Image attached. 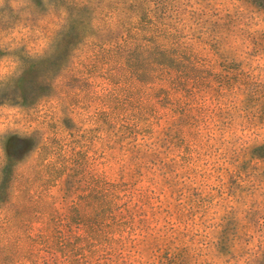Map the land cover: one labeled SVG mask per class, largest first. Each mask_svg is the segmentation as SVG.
Returning <instances> with one entry per match:
<instances>
[{"label": "rangeland", "instance_id": "obj_1", "mask_svg": "<svg viewBox=\"0 0 264 264\" xmlns=\"http://www.w3.org/2000/svg\"><path fill=\"white\" fill-rule=\"evenodd\" d=\"M0 264H264V0H0Z\"/></svg>", "mask_w": 264, "mask_h": 264}]
</instances>
